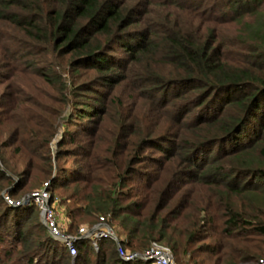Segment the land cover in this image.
I'll return each mask as SVG.
<instances>
[{"label": "trees", "instance_id": "1", "mask_svg": "<svg viewBox=\"0 0 264 264\" xmlns=\"http://www.w3.org/2000/svg\"><path fill=\"white\" fill-rule=\"evenodd\" d=\"M46 180L69 232L102 215L131 251L254 264L264 0H0V264H154L110 237L73 256L3 196Z\"/></svg>", "mask_w": 264, "mask_h": 264}, {"label": "built area", "instance_id": "2", "mask_svg": "<svg viewBox=\"0 0 264 264\" xmlns=\"http://www.w3.org/2000/svg\"><path fill=\"white\" fill-rule=\"evenodd\" d=\"M48 185L49 180H46L40 187L33 189L29 194L16 200L12 199L7 191L3 192V196L12 205L24 203L26 197L27 201H32L38 207L41 221L48 232L62 242L71 255L75 256L77 253L76 240L79 238H89L93 247L98 248L100 238L110 237L116 242L119 256L125 260L140 257L154 264H181L176 261L172 249L158 241H152L149 247L143 251H131L124 248L114 228L105 221L102 215L93 225L80 224L75 232L67 231L69 219L66 217L63 208L58 204V197L52 196ZM254 264H264V254Z\"/></svg>", "mask_w": 264, "mask_h": 264}, {"label": "rangeland", "instance_id": "3", "mask_svg": "<svg viewBox=\"0 0 264 264\" xmlns=\"http://www.w3.org/2000/svg\"><path fill=\"white\" fill-rule=\"evenodd\" d=\"M67 111V110H66ZM65 113V112H64ZM60 192V191H59ZM58 195H59V193H58ZM58 197V196H57ZM82 224H86V223H82Z\"/></svg>", "mask_w": 264, "mask_h": 264}, {"label": "water", "instance_id": "4", "mask_svg": "<svg viewBox=\"0 0 264 264\" xmlns=\"http://www.w3.org/2000/svg\"><path fill=\"white\" fill-rule=\"evenodd\" d=\"M25 202H27V197L25 198Z\"/></svg>", "mask_w": 264, "mask_h": 264}]
</instances>
